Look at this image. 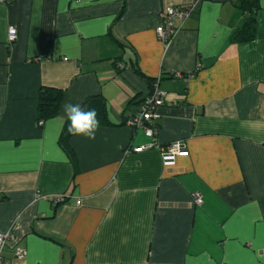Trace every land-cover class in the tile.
Here are the masks:
<instances>
[{
	"label": "crops",
	"instance_id": "0c3cea01",
	"mask_svg": "<svg viewBox=\"0 0 264 264\" xmlns=\"http://www.w3.org/2000/svg\"><path fill=\"white\" fill-rule=\"evenodd\" d=\"M240 2H0V233L12 236L10 264H264V0L254 38L236 43ZM191 4L165 48L155 32L164 10ZM155 83L165 95L152 138L125 121ZM42 87L62 99L39 124ZM89 96L105 99L113 124L95 139L69 137L74 166L59 143L62 106ZM174 142L186 154L164 166L160 147Z\"/></svg>",
	"mask_w": 264,
	"mask_h": 264
},
{
	"label": "built area",
	"instance_id": "2783aa9c",
	"mask_svg": "<svg viewBox=\"0 0 264 264\" xmlns=\"http://www.w3.org/2000/svg\"><path fill=\"white\" fill-rule=\"evenodd\" d=\"M3 0H0L2 2ZM194 10V5H188L183 7H167L163 12L162 23L156 27L155 32L158 40L166 48L170 44L177 28L174 26L175 19L185 20L189 14ZM16 38V29L13 26L8 27V40L13 41ZM165 93L160 90L157 84H153L150 92L143 96L139 102V108L137 112L125 121V124L132 130L141 129L143 132L152 138H155L159 126L153 123V119L156 117V109L163 105ZM42 121H39L41 124ZM154 145L151 144L140 145L135 147V151L147 149ZM186 154L183 145L179 142H174L160 147L161 160L164 166H171L175 163L176 157ZM193 200L195 204L201 203V196L199 193L193 194ZM64 197H57L55 201H62ZM10 231L6 233H0V264H10L11 259L5 255V246L9 239H11ZM13 257L20 259L25 255L23 249H15L12 253Z\"/></svg>",
	"mask_w": 264,
	"mask_h": 264
},
{
	"label": "trees",
	"instance_id": "16d2710c",
	"mask_svg": "<svg viewBox=\"0 0 264 264\" xmlns=\"http://www.w3.org/2000/svg\"><path fill=\"white\" fill-rule=\"evenodd\" d=\"M241 6L245 11L244 21L241 27L234 32L232 40L236 43L250 41L255 35V16L254 12L257 7V0H241ZM137 70V67H134ZM153 87V86H152ZM151 87V89H152ZM62 99V91L51 87H42L39 91L38 98V120L44 121L47 118L58 114ZM81 106L85 109H95L99 125H112L113 123L108 118L105 99L101 96H89L83 100ZM155 124V123H154ZM157 125V124H156ZM72 136L68 132V124L65 121L63 133L59 138V143L63 150L67 153L73 165H76L75 155L68 145V139Z\"/></svg>",
	"mask_w": 264,
	"mask_h": 264
},
{
	"label": "clouds",
	"instance_id": "9594fccd",
	"mask_svg": "<svg viewBox=\"0 0 264 264\" xmlns=\"http://www.w3.org/2000/svg\"><path fill=\"white\" fill-rule=\"evenodd\" d=\"M61 120H66L68 132L74 136H84L95 139L99 129V120L95 109L85 110L80 103H65L63 106Z\"/></svg>",
	"mask_w": 264,
	"mask_h": 264
}]
</instances>
